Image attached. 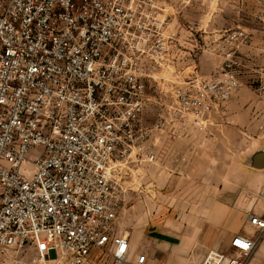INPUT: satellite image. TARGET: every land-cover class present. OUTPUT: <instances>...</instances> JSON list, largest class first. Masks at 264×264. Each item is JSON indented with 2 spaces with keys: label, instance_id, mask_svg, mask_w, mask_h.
Here are the masks:
<instances>
[{
  "label": "built area",
  "instance_id": "2783aa9c",
  "mask_svg": "<svg viewBox=\"0 0 264 264\" xmlns=\"http://www.w3.org/2000/svg\"><path fill=\"white\" fill-rule=\"evenodd\" d=\"M191 1L0 0V256L92 264L96 251L126 263L114 228L126 171L155 163L163 141L206 132L243 77L264 102V63L241 55L257 34L264 42V0H253L252 28L208 42ZM208 49L220 61L203 75L196 59ZM247 220L254 238L236 234L200 264H247L264 217Z\"/></svg>",
  "mask_w": 264,
  "mask_h": 264
},
{
  "label": "rangeland",
  "instance_id": "374dc122",
  "mask_svg": "<svg viewBox=\"0 0 264 264\" xmlns=\"http://www.w3.org/2000/svg\"><path fill=\"white\" fill-rule=\"evenodd\" d=\"M252 1L244 0L242 6L241 0L239 2L240 7L234 8L230 6V8L224 10L215 8L216 2L214 1L212 10H206L205 7L199 5L195 10L188 13V17L192 18L196 24L199 23L197 27L200 29V33H206L208 30V23L212 13H214L212 15V19H214L212 30L234 27L233 19L236 17H239L241 26L249 28L253 9ZM226 20H229V22H226ZM200 46H203L202 42H200ZM252 52L253 48L243 47L241 49V55L247 59H251L250 54L252 55ZM206 55L204 53L201 60L202 65L207 68L209 59ZM256 58L261 64L264 63V56L259 55ZM170 72L169 75L168 71L163 72L162 75L164 73L167 75L162 76L159 74L158 77L171 80ZM246 85L249 86L243 81L241 88L233 95L232 107L230 108L232 116L247 113L245 111H247L252 97L247 91H244V86ZM224 108L223 106L219 112H216L218 116L220 115L219 117L222 116L220 112ZM154 110L151 106L147 117L149 121L153 118ZM255 115L253 109L248 117H255ZM211 128L206 131L210 135L208 139H205L204 134L194 136V138L196 137L195 143L199 149L195 154L191 155L187 150L189 145L192 144L189 139H186L188 141H183L181 144L166 140L156 147L157 159L155 163L141 165L126 171V174L120 180L122 188L126 191V198L118 217L119 225L123 230L140 228L145 233H155V229H164L163 222L168 220L166 217L170 216V220L184 223V233H188L187 236L197 240H206V238L214 237L211 248L224 254L228 253L229 245L225 242L221 243L214 234L221 223L220 201L217 200L222 197L223 187L221 184H207L205 179L210 176L211 173L209 171L214 172V177H216V174H219L223 169V165H229L226 162V158L223 161L222 151L227 154L230 153L232 159L238 161L246 168H252L250 159L259 144L254 141L242 148L231 145L229 150H222L221 141L224 139L215 138L214 134L211 133ZM232 128L237 129V127ZM237 139V137L233 138L236 141ZM191 157L193 158L191 159ZM230 188L232 189L233 187L231 186ZM224 191L227 192V188ZM228 193L231 200L234 197V192L229 190ZM244 194L247 197L252 196L250 191H245ZM230 204V208H232L236 202L232 203L231 201ZM195 222L200 223L196 233L192 229V224ZM0 264L56 263L38 262L32 251L23 250L18 253L0 256Z\"/></svg>",
  "mask_w": 264,
  "mask_h": 264
},
{
  "label": "crops",
  "instance_id": "0c3cea01",
  "mask_svg": "<svg viewBox=\"0 0 264 264\" xmlns=\"http://www.w3.org/2000/svg\"><path fill=\"white\" fill-rule=\"evenodd\" d=\"M215 8L218 10H224L233 6L238 8V3L241 0H214ZM213 0H192L189 7L187 8V13L196 9V7L203 6L207 10H212ZM244 0H242L243 6ZM253 3V1H252ZM236 4V5H235ZM167 7V6H166ZM170 10L169 8H167ZM211 14L209 19L208 30L206 33H202L201 36L205 41H213L219 36V32L225 29L219 28L218 30H212V25L214 19H212ZM192 24H195V28L198 29L196 22L190 18ZM226 22H229V20ZM224 23V22H223ZM240 24L239 17L233 19V25ZM251 26L249 28H252ZM253 48V54H250L251 60L254 62L261 63L256 57L259 55L264 56V42H262L260 34H257V41L253 43L250 47ZM206 53V57L209 59L208 67L202 65L203 54ZM199 61V63H198ZM220 61V57L217 56L212 50H207L202 52L197 56L196 64L199 72L203 75H208L216 69ZM164 71L160 74L162 75ZM169 75V73H168ZM242 81L246 82L249 86H244V91H247L251 95V102L248 104L247 113L242 115L232 116L230 113V108L232 107L233 95L224 103V110L220 112L221 117L218 113L214 112L210 115V126H208L207 131L211 128V133L214 137L219 139H224L221 141L222 150H229L231 145L238 148L248 145L256 141L259 146L257 150L252 155L254 157L256 154L264 155V102L259 100L255 91L250 86L249 81L246 77H243ZM226 105V106H225ZM254 109L255 117H248L249 113ZM232 125V126H229ZM219 127V128H218ZM221 127V128H220ZM232 127H237L233 129ZM202 135L205 139H208L210 135L206 132H193L190 136L176 140L174 142L181 144L183 141H188L189 139L191 145L187 148L188 152L193 155L197 152L198 146L195 143V135ZM238 138L237 141L233 138ZM193 157H191L192 159ZM223 161L226 158V162L229 165H223V169L219 174L214 177V172L209 171L211 174L205 180L206 183L210 185H222V197L217 201L220 205V218L221 223L219 229L215 231V235L221 241V243H226L229 245L230 239L236 235H245L249 238H254L257 234V229L250 225L247 220V216L250 214L257 215L259 217H264V196H262V191H264V168H246L241 165L238 161L231 158L230 153L227 154L222 151ZM190 159V160H191ZM216 179V181H215ZM233 187L232 189L230 187ZM227 188V192L224 191ZM229 190L234 192V197L230 200ZM245 191H250L252 193L251 197H247L244 193ZM227 197V198H226ZM232 203L235 201L234 207L230 208ZM227 202V203H226ZM120 215V214H119ZM119 217V216H118ZM168 220L163 222L164 229H155V233H145L144 230L140 228H132L128 230H123L119 225V219L117 218L115 224L116 233L124 235L128 239L129 244V255L127 261L124 264H135L136 258L139 255H144L145 259L142 264H200L203 256L208 250H213L212 241L213 238H206V240H197L187 236L188 233H184V223L170 220V216L166 217ZM199 222H195L192 225L193 231L199 228ZM153 231V230H152ZM212 233V232H211ZM213 234V233H212ZM217 251V250H215ZM230 251V248H229ZM228 251V252H229ZM92 264H111L110 257L104 256L96 251L91 253ZM247 264H264V237H262L254 250Z\"/></svg>",
  "mask_w": 264,
  "mask_h": 264
},
{
  "label": "water",
  "instance_id": "95a60500",
  "mask_svg": "<svg viewBox=\"0 0 264 264\" xmlns=\"http://www.w3.org/2000/svg\"><path fill=\"white\" fill-rule=\"evenodd\" d=\"M251 167L255 169L264 168V155L256 154L250 159Z\"/></svg>",
  "mask_w": 264,
  "mask_h": 264
},
{
  "label": "bare ground",
  "instance_id": "6f19581e",
  "mask_svg": "<svg viewBox=\"0 0 264 264\" xmlns=\"http://www.w3.org/2000/svg\"><path fill=\"white\" fill-rule=\"evenodd\" d=\"M164 72H167V70H163ZM168 73H169V71H168ZM167 74L166 73H164L162 76H166ZM46 262H52V260H47V261H43V263H46Z\"/></svg>",
  "mask_w": 264,
  "mask_h": 264
}]
</instances>
